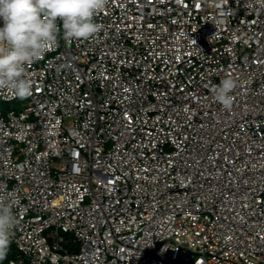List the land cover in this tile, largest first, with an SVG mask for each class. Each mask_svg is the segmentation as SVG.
<instances>
[{
	"label": "built area",
	"instance_id": "built-area-1",
	"mask_svg": "<svg viewBox=\"0 0 264 264\" xmlns=\"http://www.w3.org/2000/svg\"><path fill=\"white\" fill-rule=\"evenodd\" d=\"M94 19L87 40L58 21L23 109L0 89L9 264H264V0H108Z\"/></svg>",
	"mask_w": 264,
	"mask_h": 264
},
{
	"label": "clouds",
	"instance_id": "clouds-1",
	"mask_svg": "<svg viewBox=\"0 0 264 264\" xmlns=\"http://www.w3.org/2000/svg\"><path fill=\"white\" fill-rule=\"evenodd\" d=\"M107 4L108 0H0V89L19 99L31 96L26 67L58 47V21L65 39L87 40L101 30L94 17ZM239 86L237 78L227 76L213 88L223 109H232V93ZM16 225L13 204L0 198V261L7 257Z\"/></svg>",
	"mask_w": 264,
	"mask_h": 264
},
{
	"label": "rangeland",
	"instance_id": "rangeland-1",
	"mask_svg": "<svg viewBox=\"0 0 264 264\" xmlns=\"http://www.w3.org/2000/svg\"><path fill=\"white\" fill-rule=\"evenodd\" d=\"M6 104L8 106L12 107V108H15L17 110H21L27 104V101L26 100L19 99V100H16L15 102L6 103ZM0 264H1V262H0Z\"/></svg>",
	"mask_w": 264,
	"mask_h": 264
},
{
	"label": "trees",
	"instance_id": "trees-1",
	"mask_svg": "<svg viewBox=\"0 0 264 264\" xmlns=\"http://www.w3.org/2000/svg\"><path fill=\"white\" fill-rule=\"evenodd\" d=\"M15 256H16V252L14 250H11L8 252L7 257L0 262L1 264H9V259L14 258Z\"/></svg>",
	"mask_w": 264,
	"mask_h": 264
}]
</instances>
